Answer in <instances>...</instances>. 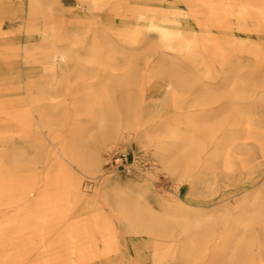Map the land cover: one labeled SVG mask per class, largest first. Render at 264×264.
Wrapping results in <instances>:
<instances>
[{
  "label": "rangeland",
  "instance_id": "rangeland-1",
  "mask_svg": "<svg viewBox=\"0 0 264 264\" xmlns=\"http://www.w3.org/2000/svg\"><path fill=\"white\" fill-rule=\"evenodd\" d=\"M60 1L73 13H86V9H82L85 6L83 2ZM166 6H175L169 11L168 16H176L178 19L176 22L182 24L183 28L199 31L197 20L186 12L187 7L182 1L109 0L100 10H96L92 26L68 28V32L78 35V41L73 45L75 54L90 55L88 50L95 41L94 45L98 49L92 54L108 62V67L65 59L57 67L54 76H50L47 69L27 68L26 63L36 66L40 62V60H28L29 55L39 57V51L34 50L33 45H29L28 47L33 50L24 53L22 13L15 6L12 9L9 6H0V95L19 91L23 99L20 103L36 107L45 105L50 99H63L64 109L68 111L65 122L56 126L59 128V135H53L48 127L38 124L37 117H33V130L39 141L37 148L32 151L37 152V157H33L32 168L23 171L24 176L34 173L37 185L42 187L41 178L54 169L53 162L62 160L68 171L75 176L79 187L90 195L103 180L118 177L110 180L106 184L105 192H99L95 198H89L88 195L73 199L72 208L63 220L38 237L37 245L34 246L37 251L32 250L33 252L27 254L25 262L21 264H42L46 254L49 253V261L53 262L59 252L69 253L65 246L70 248L72 254L74 244L68 241L64 245H59L57 238L59 232L77 222L85 225L90 232H95L91 224L93 214L97 210H101L111 218L116 233L114 237L117 241V250L102 255L99 250L102 248L103 239L98 235L91 236L89 244L99 253L92 261L94 264H240L241 253L231 241L225 252L219 251L218 247L221 235L229 229L227 225L231 218V215L225 212L229 210V206L225 207V202L246 182V173L239 168L225 171L221 169V165H215L217 171H213L206 169L211 165H204L205 160L208 161L210 158L213 144L221 136V128L215 132V138L211 143L205 140L200 150L199 162L195 163V166L188 165L182 177L179 169L183 164L176 156L173 159V170L165 168L153 152V144H151L153 142L142 141L144 137L139 136L140 132H151L152 127L160 120L166 128V133L161 135V138L169 142L171 140L169 131H176L181 117L180 112L200 108L198 103L192 100L193 90H185L181 100L171 99L169 90L174 89L172 83L175 80L191 83L192 89H202L204 86L202 78L196 77V73L202 71L207 75L217 69L220 71L221 79L219 83L212 85L214 93L220 96L225 90L232 89L231 85L224 84V80L231 76V72L224 75L228 65L221 67L218 62L211 64L203 45H188L185 39H181L174 46L167 47L155 30L147 28L149 21L156 23ZM126 33L135 34L138 42L126 41L122 37ZM234 57L244 65L242 70L241 68L239 70H246V75H240V79L249 81L246 85H236L234 89L243 93V89L262 82L258 72L256 75L248 73L249 67L256 64L252 57L246 54H236ZM167 73L175 76L167 78ZM106 79L114 81V84H106ZM52 80L53 83L50 84ZM119 80L123 83L119 84ZM83 81L88 83L82 84ZM87 87L112 89L105 92L107 99L104 101L111 105V108L106 111L100 129L107 130V135L125 136L121 147L108 149L100 147L99 153L103 163L99 171L85 169L74 161L67 160L59 152L60 146L70 136L68 128L73 120L82 121V125L76 123L79 128L81 125L89 129L88 132H79L72 139L81 150L88 148L95 139H98L96 137L100 133H98V124L91 122L84 124L83 121L87 120L88 116L73 115L72 104L76 103L78 89ZM218 102L203 106H214L215 109L219 106ZM95 110L96 108L93 109ZM162 130V126H159L157 132ZM81 136L86 138L79 142ZM14 137L13 141L16 143L25 144L19 136ZM122 152L129 157V172L124 170L125 166L110 168L106 164L108 156ZM215 160L217 157L213 156L209 161ZM137 179L144 180L145 183ZM126 198H138L143 203L139 209L138 221L141 222V226L150 223L149 229L139 226V222L131 214L116 210L114 201L126 200ZM210 202H215V205H209ZM198 204L208 206L200 208L205 211L203 217L195 219L192 210L198 209ZM180 205L186 207V210L176 209L181 207ZM231 210L235 212L237 208ZM188 232L193 233L195 242V251L191 257H189L190 253L183 252L182 247L185 246H182L180 251L170 253L161 249V245L151 243L152 239L172 242L179 240L183 245V241L185 243L187 239L185 234L188 235ZM150 233L153 236L149 235ZM259 242L258 237L253 240L255 244ZM241 244L243 245V242ZM255 244L252 246L253 249L256 247ZM3 247L5 252V249H12L13 245L8 243ZM3 247H0V264H13L10 255L1 252ZM60 247L63 250L59 251ZM246 247H249V244Z\"/></svg>",
  "mask_w": 264,
  "mask_h": 264
},
{
  "label": "bare ground",
  "instance_id": "bare-ground-1",
  "mask_svg": "<svg viewBox=\"0 0 264 264\" xmlns=\"http://www.w3.org/2000/svg\"><path fill=\"white\" fill-rule=\"evenodd\" d=\"M1 1L0 6H9L11 9L15 6L23 15L24 53L33 49L39 51V57L29 55V59L27 58L30 61L40 60L36 66L26 63L28 69H47L50 76H54L57 67L65 59L108 67V62L92 54L98 49L94 45L95 41L88 50L90 55L75 54L73 45L78 41V35L68 32V28L92 26L96 10H100L109 0H77L78 3L85 4L82 7L86 9L84 14L71 12L60 0ZM179 1L186 5V12L197 20L198 32L183 28L182 24L176 22L178 20L176 16H168L169 11L175 6L164 7V13L156 23L149 21L147 28L155 30L167 47L174 46L181 39H185L188 45H203L211 64L218 62L220 66L228 65L229 70L226 69L224 75L231 72V76L224 80V84L231 85L232 89L225 90L220 96L214 93L212 85L219 83L221 79L220 71L217 69L207 75L202 71L196 73V77L202 78L204 84L202 89H192L191 83L175 80L174 84L172 83L174 89L169 90L171 99L181 100L185 90H193L192 100L198 103L200 108L180 112L181 117L176 131H169L171 137L169 142L161 138V135L166 133V128L160 120L152 127L151 132H140L139 136L144 137L142 141L153 142L151 143L153 152L165 168L173 170V159L176 156L183 164L179 169L182 177L188 165L195 166L194 164L199 162L200 150L205 140L211 143L215 138V132L221 128V136L213 144L210 158L208 161L205 160L204 165H211L206 169L213 171L216 170L215 165H221V169L225 171L239 168L245 171L246 182L225 202V207L229 206V210L225 212H228L231 218L227 225L228 231L221 235L218 250L227 251L231 241L241 253L240 264H264V0ZM122 37L128 42H138L133 33H126ZM29 45H33L34 48H29ZM236 54L252 57L256 64L249 67L248 73L256 75L258 72L262 78L261 83L243 89V93L234 89L236 85L249 83L245 79H240V75H246V70H239L240 68L242 70L244 65L235 59ZM194 62L197 65V62ZM173 76L175 75L171 73L166 74L167 78ZM49 83H53V80ZM87 83L83 81L82 84ZM105 83L114 84V81L106 79ZM118 83L121 84L123 81L119 80ZM110 90L112 89L94 87L78 89L76 103L72 104L73 115L88 116L83 123L98 124L100 133L92 145L81 150L72 139L79 132H88L89 129L81 126V120H73L68 128L69 138H72H68L60 146L59 152L62 156L91 171L101 170L103 160L99 153L100 147L107 149L121 147L125 141L124 135H107V130L100 129L106 111L111 108V105L104 101L107 99L105 92ZM22 100L19 91L0 95V247L8 243L13 245L12 249H5L13 264L24 263L27 254L37 251L34 246L37 245L38 237L63 220L72 208L73 199L90 195L79 187L75 176L68 171L62 160L53 162L54 169L41 178L42 187L37 185L34 173L24 176L23 171L32 168L33 157H37V152L32 151L37 148L39 141L33 130V117H37L38 124L48 127L53 135H59L60 131L56 126L65 122L68 111L64 109L63 99H50L48 103L39 107L25 106L20 103ZM215 101H219V106L215 109L214 106H203ZM22 105L24 107H21ZM217 109L218 111H215ZM76 123L81 124L80 128ZM159 126H162V132H157ZM14 136H19L25 144L13 141ZM84 138L86 137L81 136L78 141L81 142ZM213 156L217 157V160L209 161ZM128 167L129 165L124 168L126 172L130 170ZM116 178L118 177L103 180L99 187H95L89 198H95L101 191L105 192L106 184ZM137 180L145 183L144 180ZM114 204L118 212L131 214L138 221L139 209L143 206L140 199L115 200ZM209 205H215V202H210ZM180 206L176 209L183 211L186 208ZM197 206L198 209L192 210L195 219L203 217L205 211L200 208L208 205ZM235 208L237 210L232 212L231 209ZM105 216L101 210L93 214L91 225L95 232H90L81 222L66 226L65 230L58 234L59 245L71 241V244H74V252L71 254L70 248L65 246L69 250L68 254L59 252L53 262L49 261L50 253L46 254L42 264H94L92 261L99 253L89 244L93 235L103 239L102 248L99 250L102 255L116 251L117 241L114 237L116 233L112 220ZM149 225L151 226L149 223L141 227L149 229ZM185 227L187 228V225ZM185 235L187 239L185 243L183 241V245L179 240L172 242L152 239L151 243L161 245V249L170 253L180 251V248L185 246L182 247L183 252L190 253L191 257L195 251L193 233L188 232V235ZM257 237L260 242L255 244L253 240ZM248 244L249 247H246ZM253 244L256 246L254 249ZM60 250L63 248L60 247ZM1 252L5 253L4 247Z\"/></svg>",
  "mask_w": 264,
  "mask_h": 264
},
{
  "label": "built area",
  "instance_id": "built-area-1",
  "mask_svg": "<svg viewBox=\"0 0 264 264\" xmlns=\"http://www.w3.org/2000/svg\"><path fill=\"white\" fill-rule=\"evenodd\" d=\"M129 157L126 153L122 152L119 154H111L106 158V164L110 168H118L129 165Z\"/></svg>",
  "mask_w": 264,
  "mask_h": 264
}]
</instances>
